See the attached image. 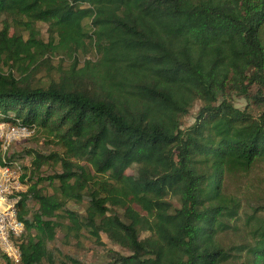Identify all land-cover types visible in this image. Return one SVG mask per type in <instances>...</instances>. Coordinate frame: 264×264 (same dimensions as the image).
<instances>
[{
  "label": "trees",
  "instance_id": "obj_1",
  "mask_svg": "<svg viewBox=\"0 0 264 264\" xmlns=\"http://www.w3.org/2000/svg\"><path fill=\"white\" fill-rule=\"evenodd\" d=\"M0 18V123L57 148H0V167L29 157L19 264H82L59 233L105 236L103 264H264V201L226 187L264 165V111L231 100L264 102V0H0Z\"/></svg>",
  "mask_w": 264,
  "mask_h": 264
},
{
  "label": "rangeland",
  "instance_id": "obj_2",
  "mask_svg": "<svg viewBox=\"0 0 264 264\" xmlns=\"http://www.w3.org/2000/svg\"><path fill=\"white\" fill-rule=\"evenodd\" d=\"M37 26L41 31L42 37L45 38L46 26L41 23L37 24ZM1 27L2 19L0 18V28ZM77 55L78 59L80 60V64L83 59H95L92 53L86 56L82 55L81 53H78ZM69 63L70 61L68 58L58 55L57 57L50 58L49 65L52 66L54 70L59 65L65 67L69 65ZM4 70H6V68H4ZM47 73L48 68L42 66L38 74L35 75V78H42L45 80ZM231 100L235 107L239 109L248 108L254 115H258L260 112L264 111V102L245 99L242 96L235 94H232ZM200 105V102H195L193 104V107L190 109L189 115L182 121V128H186L192 124ZM22 150H34L47 155L57 150V148H55L52 144H49L41 136L36 135L26 140L15 141L9 149V154L18 153ZM18 161H20L22 166L25 168L29 166V157L20 158ZM133 172L134 168L128 170L129 174H132ZM42 174L47 176L48 174H51V170L47 167H44L42 170ZM226 187L230 193L239 197L244 205H246L247 203L250 204V201H252L253 203L264 201V165H256L248 173L240 174L232 179L226 180ZM44 188L46 192L51 193V188ZM261 206L264 207V204L262 203ZM67 207L81 214H83L85 209V206L83 204H75L72 202H69L67 204ZM101 243L103 245H98L87 237H80L79 241H76L75 239L67 241V239L63 238V233H59L57 235L56 241L51 246L52 248H56L63 254L78 258L82 262V264H103L107 249L116 251H118L119 249L116 246L112 245L103 235L101 236ZM0 264H4L1 257Z\"/></svg>",
  "mask_w": 264,
  "mask_h": 264
},
{
  "label": "built area",
  "instance_id": "obj_3",
  "mask_svg": "<svg viewBox=\"0 0 264 264\" xmlns=\"http://www.w3.org/2000/svg\"><path fill=\"white\" fill-rule=\"evenodd\" d=\"M33 130L23 125L0 123V148L3 156L15 141L31 138ZM23 166L14 160L0 167V257L12 264H19L21 255L16 241L25 231L24 223L17 217L16 203L25 192L26 184L21 181Z\"/></svg>",
  "mask_w": 264,
  "mask_h": 264
}]
</instances>
